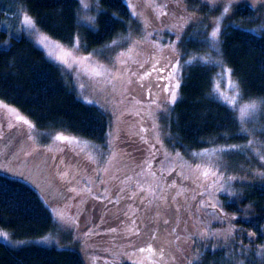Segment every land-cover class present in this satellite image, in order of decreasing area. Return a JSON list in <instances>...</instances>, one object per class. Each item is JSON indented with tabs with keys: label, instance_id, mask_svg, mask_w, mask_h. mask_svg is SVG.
<instances>
[{
	"label": "trees",
	"instance_id": "trees-1",
	"mask_svg": "<svg viewBox=\"0 0 264 264\" xmlns=\"http://www.w3.org/2000/svg\"><path fill=\"white\" fill-rule=\"evenodd\" d=\"M156 2L166 4L164 11L169 14L151 9L152 19L160 26L170 18V29L175 31L159 33L153 21L134 16L130 0H95L94 19L88 23L81 19L79 0H0V101L30 120L40 133L60 131L108 148V154L106 143L113 145L99 177L90 178L85 172L81 162L89 159L84 151V157L77 152L78 160L64 164L74 181L66 182V188L74 186L78 194L68 197L73 212L62 214L63 219L55 218L30 183L0 172V229L12 240L24 241L15 246L0 241V264H264L260 254L264 251V124L256 145L249 146L234 110L211 93L210 65L184 67L174 104L160 106L154 97L159 88L167 94L164 89L172 82L170 64H163L165 52L181 59L202 53L204 29L221 16L225 0ZM24 13L42 33L64 46L73 47L78 38L82 54L91 56L93 64L108 68L110 60L100 62L93 55L103 56L111 46L116 57L126 53L119 61H127L124 66L129 70L123 81L113 91L112 85L90 79L81 68L65 70L51 61L23 31ZM236 24L251 31L234 30ZM131 40L136 42L137 55L126 52ZM138 44L148 46L146 54ZM219 55L244 98L264 100L263 5L234 0L220 21ZM146 72L151 75L140 80ZM122 85L131 86V94L118 91ZM107 94L112 95L108 108L102 104ZM150 106L156 110L150 112ZM161 148L169 153L171 164L162 157ZM223 153L228 155L227 166L220 165ZM212 162L219 170L212 169ZM205 169L220 174L205 178L201 175ZM67 207L61 204V209ZM82 217L87 218L80 229ZM164 219L168 225L162 223ZM71 224L77 230L73 247L60 245L58 238ZM213 230L217 232L212 234ZM153 232L156 240L150 239ZM47 236L53 242H35ZM149 242L157 251L163 244V260L139 252Z\"/></svg>",
	"mask_w": 264,
	"mask_h": 264
},
{
	"label": "rangeland",
	"instance_id": "rangeland-1",
	"mask_svg": "<svg viewBox=\"0 0 264 264\" xmlns=\"http://www.w3.org/2000/svg\"><path fill=\"white\" fill-rule=\"evenodd\" d=\"M84 2L88 5V7L85 8L80 3V7H81L80 12H81V17H82L81 19L83 22L88 23V22H90L88 20V17L93 18L94 9L96 8L95 7L96 3H95V0H84ZM130 3L132 5H134L132 12L135 11L138 14V15H134V16L145 17V18H148L151 21H153L152 27H155V29L158 28L159 33H162L165 30L167 31L168 29L171 31L172 30L175 31L174 29H170V27H172L171 26L172 23H171L170 18L166 17L164 19L165 23H162V25H160V26L154 21V19H152L153 18L152 13H151L152 10H151V8L146 6L145 0H144V2H143V0H130ZM138 4H139V7H138ZM256 5L260 6L262 4L256 3ZM25 17H30V16H28L26 13H24V15L22 17L21 23L23 26V31L34 42V44L44 52V54L51 61H53L54 63H56L60 67L64 68L65 70H71L74 68H81L82 69V68L88 67L87 62L80 67H77V66L66 67L64 64L58 63L55 58L56 57H66L68 52H71L72 56H74V57H85L81 52L80 44H79V47L77 49H73V47L64 46L60 42L50 38L49 36L45 35L44 33H42L39 30L40 35L48 37L47 48L41 47L36 42L37 37L31 35L30 32H28L24 29ZM134 20H136L139 23L138 18L134 19ZM213 22L211 23L209 28L204 29L205 32L208 33V31H209V33H210L212 31ZM203 36H205V35H203ZM138 45H139L138 48L142 49L143 55L146 54L148 46L140 45V44H138ZM130 48L132 49L131 52H129ZM137 50L138 49H137L136 42L134 40L129 41V48L126 50V52H129V53H127V54L137 55L136 54ZM203 50L204 51L202 53H199V54L197 53L195 55L196 56H205L206 58H210L213 61L219 60L221 62L219 66H217L214 63L209 64L213 69L211 93H213V87L215 84L218 86L219 91L221 93H223L225 96L233 95V93L229 90V83H230V81L232 83H235V84H237V83L234 80V78L232 77V75L229 76L225 73L224 70L228 69V67L224 64V62L220 58L219 52L211 49L207 43H205V47ZM49 52L52 54L51 58L47 54ZM103 52H104V55H103L104 57L101 55L99 56V55L94 54L93 57L95 58V60L100 61V62L110 60L109 62L106 61L109 65L107 69H109L110 72L113 73L114 75H117V76L123 75L125 77V75H124L125 71H129V70H128V68L125 69L124 63L123 64L119 63L121 57H120V55H118L116 57L114 48L111 46V48H107ZM166 53H167V58H165L163 60L164 61L163 64L164 65H165V63L169 64V61H176L178 59L179 64L181 66L179 74L183 71L184 67L186 68V66L184 65L185 60L191 59L192 55H193V54H191V55L187 56L185 59H181L177 54L174 55L175 53H173L170 50H167L165 52V54ZM104 58H106V59H104ZM137 59H138V57H137ZM139 62L140 63L145 62V59L143 58V56L139 57ZM69 63H71V58H69ZM169 66L171 67V65H169ZM147 67L148 66H146L144 68H147ZM179 74H178V76H179ZM127 75H128V73H127ZM168 79H169V77H168ZM119 81L120 80L113 81L114 85H117ZM87 82H89V80H87ZM120 82H122V81H120ZM173 83H174V81L170 82L171 86L170 87L167 86L166 88L171 89ZM238 88H239V91L241 94L240 99L238 101L239 106L242 107L243 105L249 104L252 101H256L258 104V108H257L256 112L254 114H250L248 117H246L243 122H241L239 111L234 110V112L237 115L238 119L240 120L243 128L247 129V132H244V133L247 136H249L250 141L255 142V143H252L253 146H255L256 142H257L256 135L259 133V131L261 130L260 128H262L263 124H264V113H263L264 112V103H261L262 100L245 99L239 86H238ZM129 89H133V88H131V86H128V88H126V85H122V87L120 89L118 88V91H120V90H122L123 92L128 91V93L131 94L132 91H130ZM117 93H120V92H117ZM109 95L112 97L111 94H107V96H105L102 99V104L105 105L107 108L109 107V102H110L109 101ZM154 97H155L156 103H158V105H160V106L166 105L162 102L167 99L168 93L165 94L163 92V89L159 88L158 90L155 91ZM135 107H138V109H139V107L141 108V105L137 104V106H135ZM9 108H12V107L9 106ZM148 110H150V112H151L152 110H156V108L150 106L148 108ZM25 119H27V118H25ZM28 121H30V120H28ZM15 123H16L15 119L13 117H10L6 111H3L2 114H0V172H4L7 175L23 179V180L27 181L28 183H30L37 190V192L42 197L44 202L50 207V209H52V211H54L55 218H58L57 214H61V215L67 214V213L72 214L73 206L68 203V199H69L68 197L71 196L72 194H78V191H76L74 186L72 188L71 184H73L74 181L71 180V175H70L71 169L66 170V166H64V164L65 163L70 164V162L74 161V159L78 160V158H77L78 153L79 154L81 153L82 157H84L83 153L79 150L81 147H84V149H85L84 152L87 155V157H88L89 153L94 157V161L90 160L89 158H88L89 161H86V158H84L85 161L81 162L82 165L86 169L85 172H87V174L89 175L90 178L99 177V176L103 175L104 165L106 164V162L111 157V152H112V148H113L112 143L110 141L108 143H106V146H109V151H110V153L108 154V148L104 149L102 147L94 146L92 144L89 145V144H86L85 142H81V141H80L81 142L80 145L60 143V142L54 141V137L57 134H63L65 136H68L67 134L62 133L60 131H50L47 133L46 132L40 133L36 129H34V127L29 128L27 125H24V124H17L16 126H13ZM30 123L33 125V123L31 121H30ZM155 129L157 131V134L159 135V138H162L163 133L161 132V129L159 128L158 123L155 124ZM85 145H86V147H85ZM254 148H256V147H254ZM58 150H60V154L57 153ZM161 151H162V148H161L160 152ZM165 152L166 151H164V152L162 151L161 155L163 158L165 157V161L167 162V164H169V163L171 164V157H169V153H167V152L165 153ZM255 153H257V152H254V154ZM221 155H222V157L220 156V160H219L220 165L225 163V165L227 166L228 155H226V153H223ZM245 157L248 158L247 155H245ZM204 163H205V161H204ZM216 164H217V162L215 161V165ZM210 165H211L212 169H214V167H216L217 170H219L218 166H214V162H212ZM225 171H226V169H225ZM65 173L67 174L66 176L64 175ZM219 174L220 173H218V171H215L214 176L217 177ZM237 175H239V174H235L232 176L236 177ZM66 182L71 183L70 188L69 187L66 188ZM100 188H104L103 185ZM69 190H70V192L67 193V191H69ZM61 202L62 203L64 202V204H68L69 207H67L66 209H63V208L61 209V204H62ZM86 218L87 217L81 218V221L79 224L80 229L84 227L83 225H84V223H86V220H85ZM70 227L71 228L67 233L63 232L65 234L62 235V237L58 238L60 245L73 247V244L75 243V240L77 239V236H76L77 230H76V226H74L73 224H71ZM0 231L4 232L7 236V239L0 237L1 242H4L10 246L19 245L20 243L24 242V241L19 242L17 240H12V238L8 232L1 230V229H0ZM215 232H217V231L213 230L212 234H214ZM45 238L46 237L35 240V242L36 243H42V244L48 243L51 241L53 242L51 237L47 236V238H48L47 241H45ZM57 243H58V241L56 240V244ZM175 262H176L175 264H178V263L182 264V261L181 262L175 261ZM235 264H240V263H235Z\"/></svg>",
	"mask_w": 264,
	"mask_h": 264
},
{
	"label": "snow or ice",
	"instance_id": "snow-or-ice-1",
	"mask_svg": "<svg viewBox=\"0 0 264 264\" xmlns=\"http://www.w3.org/2000/svg\"><path fill=\"white\" fill-rule=\"evenodd\" d=\"M79 2L83 5V7L87 8L88 5L84 2V0H79ZM211 2H215V0H211ZM234 2V0H225L226 6L223 7L222 13L220 17H217V19L213 22V26H212V31L210 33L205 32V42L208 44V46L219 52V36H220V21L221 19L228 15L230 10H231V5ZM251 5L255 6L256 3H260L262 5H264V0H250ZM145 4L147 7L153 9V11H158L159 15H168L169 13L167 11H164V9L167 7L166 4H157L156 0H145ZM133 15H138L135 11L133 12ZM94 18L92 17H88V20L91 21ZM234 28V30H239L242 32H248L251 31L250 29H242L240 27L239 24L233 25L232 26ZM24 29L28 32H30L31 35L36 36L37 37V44L41 47L47 48L48 46V37L47 36H42L40 35V31L39 29L36 27L35 22L30 18V17H25V23H24ZM117 41H113V45L117 44ZM139 43V42H137ZM79 47V40L77 38L76 43L73 45V49H77ZM132 49H129V52H131ZM49 55V57H52V54L49 52L47 53ZM126 55V53H120V57H124ZM69 58H71V63H69ZM56 61L58 63H62L64 64L66 67H73V66H77L80 67L82 65H84L86 62L88 64V67L82 68V71L84 72L85 75H88L90 79H96L97 81L103 80L105 82L106 85H112L113 87V91H115V85L113 83V81L115 80H120L123 81L124 76L123 75H114L113 73L110 72L109 69H107L104 65L101 64H93L92 62V57L91 56H87V57H74L72 56L71 52L67 53L66 57H56L55 58ZM119 59V58H118ZM128 59H131V57L129 56ZM124 63H127V61H124ZM216 64L217 66L220 65V61L219 60H211L210 58H206L205 56H196L195 54L192 55V58L189 60H185L184 65H202V66H207L209 64ZM169 64L171 65V71L169 72V79H171L172 81H174V83L172 84L171 89L165 88L164 90L166 92H168V97L165 101H163L162 103L164 104H174L176 99H177V90L180 87V83H179V79H178V74L180 71V64H179V60L177 59L176 61H169ZM141 67H143V65H141ZM156 67L155 65H153V71H156ZM163 70V69H161ZM225 73L227 75H231V69H225L224 70ZM135 75V73L133 74ZM151 75V73L146 72L144 75L140 76L139 79L140 80H144L147 79V77ZM128 83H131V80L128 81ZM144 85H141V87H143ZM83 87V86H81ZM229 90L233 93V95L231 96H225L223 93H221L219 91V88L217 85L214 84L213 87V96L220 100L221 102H223L224 104H226L231 110H238L240 113V119L241 122H243L245 120L246 117H248L250 114H254L258 108V104L256 101H252L249 104H245L242 107L239 106L238 101L240 99V91L238 88V85L235 83H232L230 81L229 83ZM155 103V101H153ZM86 103H93V101H86ZM261 103H264V100L261 101ZM3 111H6L10 117H13L16 121V124H24L27 125L29 128L34 127V125H32L30 123V121H28L27 119H25L23 116H21L17 110L9 108L8 105H5L2 101H0V114H2ZM241 131L243 132H247V129L242 128ZM54 141L56 142H60V143H68V144H75V145H80L81 142L79 140H77L75 137H70V136H65L63 134H57L54 137ZM147 143V141H145ZM158 142V141H157ZM252 144V141H249V146ZM86 147V145H85ZM232 148H235L236 146H231ZM85 149L84 147L80 148V151L83 152ZM231 148L229 149H224L223 151H230ZM194 155H199V154H194ZM88 158L90 160L94 161V157L89 153L88 154ZM262 159H264V156L261 157ZM110 163V161H109ZM197 171H200V166H197ZM65 176L67 175L66 173L64 174ZM201 175L204 176L205 178L209 177V175L214 176L215 172H211L208 169H205L203 171H201ZM173 187H175V185H173ZM87 191H91V189H87ZM141 191H145V189H141ZM182 193L177 192L176 195H181ZM107 198V197H105ZM147 199V197L145 198ZM143 203V201H142ZM149 204H151V201H149ZM58 219H63V216L61 214H57ZM136 222L133 221V224H135ZM162 223L164 225H168L169 221L167 219H164L162 221ZM111 231L115 232L116 229H111ZM129 231L132 232L133 235H139V230L138 229H129ZM171 231L174 233L175 229H171ZM0 237L7 239V236L4 232L0 231ZM151 240H156V233L153 232L151 234L150 237ZM180 237L176 236L175 240H179ZM48 238H45V241H47ZM173 241H169V243H172ZM140 253H147L149 254V257H156L159 256V258L161 260H163L164 258V254H165V247L163 246V244H161V246L159 247V251H157V249H155L152 245L151 242L148 243L147 247H140L139 249ZM262 256H264V251H261L260 253ZM151 264V261H150Z\"/></svg>",
	"mask_w": 264,
	"mask_h": 264
}]
</instances>
